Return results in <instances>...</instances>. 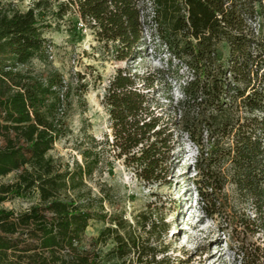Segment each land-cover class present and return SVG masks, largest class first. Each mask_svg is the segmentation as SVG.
Here are the masks:
<instances>
[{
	"label": "trees",
	"instance_id": "obj_1",
	"mask_svg": "<svg viewBox=\"0 0 264 264\" xmlns=\"http://www.w3.org/2000/svg\"><path fill=\"white\" fill-rule=\"evenodd\" d=\"M140 1L66 0L57 13L74 5L96 40L111 43L116 60L138 53L144 25L150 27L189 72L173 109L181 111L182 130L198 148L195 201L214 214L212 194L228 182L255 213H264V0H148V13ZM39 5L19 11L0 0V177L14 173L10 182H0V203L36 197L22 211L0 208V264H173L161 241L165 224L150 209L131 221L110 214L97 237L111 236L113 245L104 253L81 245L96 214L69 191L91 166H79L77 174L59 171L46 157L65 131L62 80L54 72L41 79L17 69L43 52L46 39L34 13ZM256 18L258 31L249 23ZM151 82L148 72L117 67L103 96L111 149L148 182L164 176L163 151L170 140L168 118L153 111ZM245 221L257 229L255 219Z\"/></svg>",
	"mask_w": 264,
	"mask_h": 264
},
{
	"label": "rangeland",
	"instance_id": "obj_2",
	"mask_svg": "<svg viewBox=\"0 0 264 264\" xmlns=\"http://www.w3.org/2000/svg\"><path fill=\"white\" fill-rule=\"evenodd\" d=\"M2 1L19 11L40 1L34 13L46 39L43 52L17 69L31 70L41 79L54 72L62 80L65 131L46 157L59 171L77 174L79 166L81 170L85 164L91 166L89 173H81L78 188L69 191L78 201L89 202L96 214L88 221L81 245L93 246L104 253L113 245L111 236L97 237L109 225L110 214H120L131 221L133 215L150 209L151 215L165 224L161 241L167 247L165 254L174 259L173 264H241L244 260L245 264H264V213H255L251 201L245 200L234 185L227 182L213 192L212 199L218 209L212 215L203 212L195 201L192 190L196 185L194 161L198 148L182 130L181 111L173 109L182 96L179 83L189 75L182 58L172 57L150 27L144 25L138 53L116 60L110 42L102 44L96 40L91 27L79 24L74 5H68L62 14L57 13L58 3L66 0ZM144 3L143 13L150 12L149 1ZM260 20H249L255 31ZM219 48L226 56V46ZM117 67H128L131 73L139 75L150 73L152 82L148 93L155 100L153 111L168 118L170 140L163 151L164 176L155 181L138 178L134 169L124 163L123 156L117 157V151L109 144L112 137L103 96ZM191 116L192 112L185 113V118ZM13 178L11 172L0 177V182H10ZM35 201V196L14 197L0 203V208L18 212ZM247 217L255 219L257 229H251L245 221ZM240 251L247 252L248 258L242 259Z\"/></svg>",
	"mask_w": 264,
	"mask_h": 264
},
{
	"label": "built area",
	"instance_id": "obj_3",
	"mask_svg": "<svg viewBox=\"0 0 264 264\" xmlns=\"http://www.w3.org/2000/svg\"><path fill=\"white\" fill-rule=\"evenodd\" d=\"M79 21H80L79 24H80V25H83V22L80 20V18H79Z\"/></svg>",
	"mask_w": 264,
	"mask_h": 264
}]
</instances>
